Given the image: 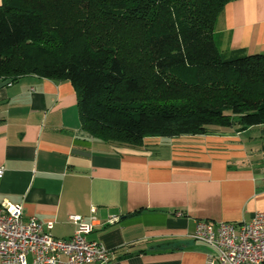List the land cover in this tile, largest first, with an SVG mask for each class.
Returning <instances> with one entry per match:
<instances>
[{
    "label": "crops",
    "instance_id": "obj_1",
    "mask_svg": "<svg viewBox=\"0 0 264 264\" xmlns=\"http://www.w3.org/2000/svg\"><path fill=\"white\" fill-rule=\"evenodd\" d=\"M213 38L225 57L264 53V0L228 1ZM0 166V203L52 221L57 238L72 235L70 214L93 216L87 238L110 250L108 264H207L196 221L264 210V123L106 142L82 130L70 81L34 73L0 78Z\"/></svg>",
    "mask_w": 264,
    "mask_h": 264
},
{
    "label": "trees",
    "instance_id": "obj_2",
    "mask_svg": "<svg viewBox=\"0 0 264 264\" xmlns=\"http://www.w3.org/2000/svg\"><path fill=\"white\" fill-rule=\"evenodd\" d=\"M230 0H1L0 78L67 80L84 133L139 146L264 123V53L225 57Z\"/></svg>",
    "mask_w": 264,
    "mask_h": 264
},
{
    "label": "built area",
    "instance_id": "obj_3",
    "mask_svg": "<svg viewBox=\"0 0 264 264\" xmlns=\"http://www.w3.org/2000/svg\"><path fill=\"white\" fill-rule=\"evenodd\" d=\"M3 173L0 166V178ZM68 218L75 225L72 235L57 238L50 233L52 221L24 219L22 205L0 203V264H108L110 250L87 238L93 216L89 222L74 214ZM190 237L210 246L207 264H264V210L248 221L198 220Z\"/></svg>",
    "mask_w": 264,
    "mask_h": 264
}]
</instances>
